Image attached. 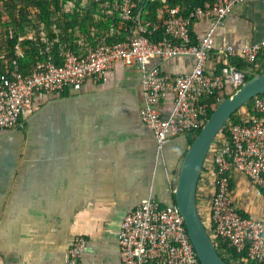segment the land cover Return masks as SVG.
I'll use <instances>...</instances> for the list:
<instances>
[{
  "label": "crops",
  "instance_id": "crops-1",
  "mask_svg": "<svg viewBox=\"0 0 264 264\" xmlns=\"http://www.w3.org/2000/svg\"><path fill=\"white\" fill-rule=\"evenodd\" d=\"M209 23L192 22V38ZM121 37L111 33L105 40ZM262 38L264 0L234 5L214 31L216 46L239 48ZM192 61L187 55L151 57L147 66L181 74ZM214 62L210 55L206 67ZM253 64L264 67V48ZM140 74L136 65L113 62L104 80L87 77L77 89L34 91L18 126L0 130V264H63L77 234L86 239L82 264H121L117 231L123 215L145 197L172 201L186 134H171L161 152L155 150L151 131L138 118ZM171 100L168 91L163 105L168 108ZM230 176L234 207L264 219V193L239 171ZM211 191L199 177L201 218Z\"/></svg>",
  "mask_w": 264,
  "mask_h": 264
},
{
  "label": "built area",
  "instance_id": "built-area-1",
  "mask_svg": "<svg viewBox=\"0 0 264 264\" xmlns=\"http://www.w3.org/2000/svg\"><path fill=\"white\" fill-rule=\"evenodd\" d=\"M94 1L116 11L121 23L130 21L124 25L123 36L112 41L100 37L77 49L61 43L56 58L45 54L26 72L13 64L8 73H0V130L18 126L19 115L30 105L34 91L77 89L87 77L104 80L113 62H120L136 65L141 71L138 118L151 131L155 150L161 152L171 134L201 126L207 116L205 98L234 89L244 81V69L227 59L220 60L238 56L254 63L264 48V38L239 48L215 45L216 26L244 0L205 1L184 15L178 5L167 6L154 19L146 17L144 0ZM200 18H209L210 23L200 36L192 38L189 26ZM184 55L193 61L181 74L147 66L151 57ZM210 55L215 58L211 69L206 67ZM168 91L172 100L167 108L163 98ZM232 115L216 133L199 173L212 187L202 222L221 257L231 264L259 263L264 260V219L234 207L230 173L239 171L257 192L264 193V92L250 98V110L244 103ZM85 244L82 234L75 235L63 264H82ZM117 247L121 264H199L179 208L172 201L154 197L142 198L123 215Z\"/></svg>",
  "mask_w": 264,
  "mask_h": 264
},
{
  "label": "trees",
  "instance_id": "trees-1",
  "mask_svg": "<svg viewBox=\"0 0 264 264\" xmlns=\"http://www.w3.org/2000/svg\"><path fill=\"white\" fill-rule=\"evenodd\" d=\"M205 1L210 0H144L143 7L147 11L146 17L150 19L155 18L157 12H163L167 6L178 5L184 15ZM1 11H5L7 19L2 20ZM121 22L116 11L108 10L101 2L94 0H0V73H8L13 64L21 72H26L45 54H52L56 58L61 43L77 49L85 43H95L97 38L106 39L110 33H121L123 36L124 25L130 21ZM228 61L239 69L264 71L263 66L244 63L239 57L230 56ZM249 76L245 72L244 78ZM233 90L205 98L204 102L208 106L206 115L221 97ZM245 104L250 110V99ZM230 118L233 115L230 114L227 119ZM198 129L185 130L187 145ZM222 258L231 264L226 257ZM263 261H247L246 264H261Z\"/></svg>",
  "mask_w": 264,
  "mask_h": 264
},
{
  "label": "water",
  "instance_id": "water-1",
  "mask_svg": "<svg viewBox=\"0 0 264 264\" xmlns=\"http://www.w3.org/2000/svg\"><path fill=\"white\" fill-rule=\"evenodd\" d=\"M250 76L229 94L221 97L198 132L188 143L173 181L172 202L176 204L199 264H227L218 254L199 215L195 191L206 152L230 114L253 95L264 92V71H246Z\"/></svg>",
  "mask_w": 264,
  "mask_h": 264
},
{
  "label": "rangeland",
  "instance_id": "rangeland-1",
  "mask_svg": "<svg viewBox=\"0 0 264 264\" xmlns=\"http://www.w3.org/2000/svg\"><path fill=\"white\" fill-rule=\"evenodd\" d=\"M2 20L7 19L5 11H1ZM4 27V26H2ZM1 32V31H0ZM3 36V35H2Z\"/></svg>",
  "mask_w": 264,
  "mask_h": 264
},
{
  "label": "clouds",
  "instance_id": "clouds-1",
  "mask_svg": "<svg viewBox=\"0 0 264 264\" xmlns=\"http://www.w3.org/2000/svg\"><path fill=\"white\" fill-rule=\"evenodd\" d=\"M234 89H235V88H234ZM245 103H246V102H245ZM243 104H244V103H243ZM243 104H242V105H243ZM245 105H246V104H245ZM239 107H240V106H239ZM239 107H238V108H239ZM236 110H237V109H235L234 111H236ZM234 111H233V112H234ZM233 112L231 113V115L233 114ZM20 114H21V113H20ZM19 116H21V115H19ZM206 117H207V116H206Z\"/></svg>",
  "mask_w": 264,
  "mask_h": 264
}]
</instances>
